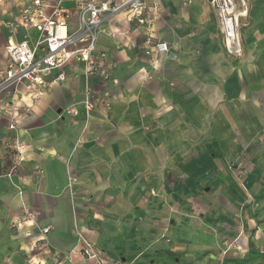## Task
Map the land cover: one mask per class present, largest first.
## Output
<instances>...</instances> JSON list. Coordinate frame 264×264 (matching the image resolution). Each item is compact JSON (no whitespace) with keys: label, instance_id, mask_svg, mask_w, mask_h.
<instances>
[{"label":"crops","instance_id":"0c3cea01","mask_svg":"<svg viewBox=\"0 0 264 264\" xmlns=\"http://www.w3.org/2000/svg\"><path fill=\"white\" fill-rule=\"evenodd\" d=\"M243 1L241 56L227 54L209 0H160L149 34L169 52L155 67L147 31L120 14L97 40L116 84L77 64L16 132L0 115V175L12 163L4 144L26 145L0 178V230L25 264H93L77 254L75 224L105 264H264V0ZM30 2L0 0V68L8 41L35 38L6 25ZM61 7L75 23L74 0Z\"/></svg>","mask_w":264,"mask_h":264},{"label":"built area","instance_id":"2783aa9c","mask_svg":"<svg viewBox=\"0 0 264 264\" xmlns=\"http://www.w3.org/2000/svg\"><path fill=\"white\" fill-rule=\"evenodd\" d=\"M61 1L55 2L51 13L46 15V0H31L20 9L15 21L6 22L12 31L26 27L36 34L35 38L8 41L5 46L6 62L0 68V115L8 120L9 131H17L46 89L60 85L67 79V68L82 64L86 77L117 83L111 78L112 65L107 62L106 54L97 50V40L99 34L103 33L102 24L120 14L125 16L128 24L147 31L141 48L145 56H151L150 64L153 67L159 63L162 55L169 52L167 44L154 41L149 34L151 25L162 13L160 0H74L75 23L70 22V14L62 9ZM240 2L241 9H236L233 0H209L216 10L224 47L230 56H241L243 52L240 29L242 19L247 15V6L243 0ZM122 34L126 36L128 32ZM135 46V43H130L128 47ZM102 95L106 100L108 93ZM97 100L95 93L89 90L81 104L86 112H91ZM64 112L71 116L77 114L72 106L66 107ZM25 148V143L16 136L4 144L2 149L8 152L12 163L0 178L13 175L24 160ZM48 232V228L42 229L36 244L45 242ZM74 232L80 242L77 254L93 264H104L100 251L84 238L83 229L75 224ZM34 249L35 246L31 251ZM58 262L56 260V264Z\"/></svg>","mask_w":264,"mask_h":264},{"label":"rangeland","instance_id":"374dc122","mask_svg":"<svg viewBox=\"0 0 264 264\" xmlns=\"http://www.w3.org/2000/svg\"><path fill=\"white\" fill-rule=\"evenodd\" d=\"M19 250L20 249L17 248L16 245L10 244L9 241H5L3 232L2 230H0V264H25V257L21 254ZM37 259L40 263V258ZM63 262L64 260H59V264H63ZM116 262L118 264L120 263V256H117Z\"/></svg>","mask_w":264,"mask_h":264}]
</instances>
